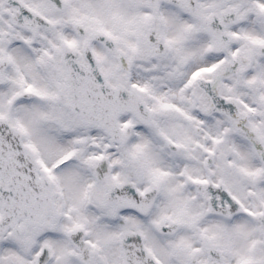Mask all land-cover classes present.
Instances as JSON below:
<instances>
[{
  "label": "snow or ice",
  "instance_id": "snow-or-ice-1",
  "mask_svg": "<svg viewBox=\"0 0 264 264\" xmlns=\"http://www.w3.org/2000/svg\"><path fill=\"white\" fill-rule=\"evenodd\" d=\"M0 264H264V0H0Z\"/></svg>",
  "mask_w": 264,
  "mask_h": 264
}]
</instances>
